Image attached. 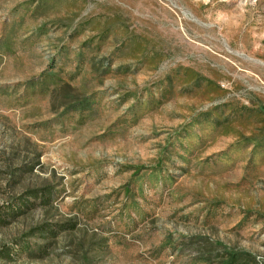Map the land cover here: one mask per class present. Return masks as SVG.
I'll list each match as a JSON object with an SVG mask.
<instances>
[{
	"label": "rangeland",
	"instance_id": "obj_1",
	"mask_svg": "<svg viewBox=\"0 0 264 264\" xmlns=\"http://www.w3.org/2000/svg\"><path fill=\"white\" fill-rule=\"evenodd\" d=\"M225 250L264 264V0H0V264Z\"/></svg>",
	"mask_w": 264,
	"mask_h": 264
},
{
	"label": "trees",
	"instance_id": "obj_2",
	"mask_svg": "<svg viewBox=\"0 0 264 264\" xmlns=\"http://www.w3.org/2000/svg\"><path fill=\"white\" fill-rule=\"evenodd\" d=\"M73 106H88L87 100L83 102H75ZM77 109V108H76ZM32 193H30L31 195ZM47 195H49V191L47 189H43L41 194L39 195L40 200H44ZM24 202V200H23ZM220 264H255V259L251 257V255L244 251H231L225 250L221 253L219 257Z\"/></svg>",
	"mask_w": 264,
	"mask_h": 264
}]
</instances>
